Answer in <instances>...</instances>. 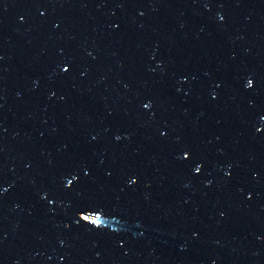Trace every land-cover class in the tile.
I'll list each match as a JSON object with an SVG mask.
<instances>
[{
	"label": "water",
	"instance_id": "water-1",
	"mask_svg": "<svg viewBox=\"0 0 264 264\" xmlns=\"http://www.w3.org/2000/svg\"><path fill=\"white\" fill-rule=\"evenodd\" d=\"M0 34L121 108L264 233V0H0Z\"/></svg>",
	"mask_w": 264,
	"mask_h": 264
}]
</instances>
